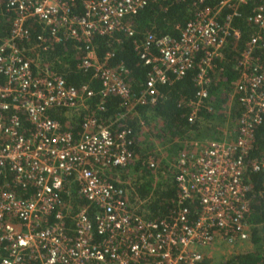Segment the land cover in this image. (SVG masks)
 Instances as JSON below:
<instances>
[{
	"label": "built area",
	"instance_id": "obj_1",
	"mask_svg": "<svg viewBox=\"0 0 264 264\" xmlns=\"http://www.w3.org/2000/svg\"><path fill=\"white\" fill-rule=\"evenodd\" d=\"M148 1L5 0L10 22L0 37V264H217L203 262L205 248L250 238L244 157L264 113V0L196 6L177 38L149 31L133 38L150 69L143 87L132 92L125 66L108 64V51L98 59L91 36L133 35L125 16ZM248 2L253 7L244 19L251 32L229 92L238 107L231 138L211 137L194 147L187 135L176 140L181 148L173 154L152 135L169 159L159 168L151 146L138 140L134 148L132 128L114 121L132 115L143 127L138 107L155 102L156 83L192 65L195 92L186 100V120L196 124L202 109L213 111L209 71L226 39L238 35L233 18ZM224 7L229 10L221 12ZM28 20L40 26L34 40ZM44 30L52 41L82 45L76 67L98 80L96 90L67 84L43 59ZM110 94L118 96L114 118L103 115ZM50 109H62L65 123L79 128H63ZM250 166L264 172V159L252 158ZM147 178L150 191L140 195L138 185ZM160 182L174 183V203L165 215L152 216L148 202Z\"/></svg>",
	"mask_w": 264,
	"mask_h": 264
},
{
	"label": "trees",
	"instance_id": "obj_2",
	"mask_svg": "<svg viewBox=\"0 0 264 264\" xmlns=\"http://www.w3.org/2000/svg\"><path fill=\"white\" fill-rule=\"evenodd\" d=\"M218 0H151L133 14L125 16V21L133 28V35L127 36L123 32H115L113 36L94 34L91 42L98 59H102L106 51L111 55L108 57V64L125 66L127 72L124 80L132 92H137L144 85L150 65L145 63L137 55L133 38L142 37L145 32H153L156 35L167 34L171 38H177L179 29L183 23L192 15L198 7H213ZM5 0H0V37L8 32L10 14L5 11ZM253 7V2L243 3L237 7L238 15L234 16L233 24L238 28V35L228 37L221 48L219 56L213 59V66L209 71V82L207 84V96L213 111H200L203 118H216L228 116L233 121L238 113L237 105L232 102L229 105V92L232 81L236 79L238 70L235 64L239 58L241 49L244 46L251 27L246 23L244 15ZM77 11L80 4L76 2ZM229 9L224 7L221 12ZM29 38L34 40L40 30L39 24L34 20L27 21ZM46 35V30H44ZM47 36V35H46ZM47 48L43 50L42 56L48 61L52 68L58 72L67 84L80 87L87 84L93 90L98 87V80L90 77V71L81 70L76 67L77 61L84 53L82 45L71 39L55 42L47 36ZM195 67L192 65L180 77L172 78L164 83H156L158 96L154 103H148L138 107L140 116L146 120L147 116L155 118L158 127L152 133L154 138L167 147V150L175 154L181 144L176 140L183 139L194 129L196 124L186 120V100L194 97L195 85L193 74ZM92 96L90 100H94ZM118 96L110 94L103 102L104 116L114 118L117 111ZM229 103V104H228ZM146 113H148L146 115ZM49 114L56 119L63 128L76 131L79 124L72 122L65 123V115L62 109H50ZM129 126L132 128L134 148L141 137L137 120L132 115H125L114 121V126ZM252 158L264 159V113L261 120L254 125L252 132L251 146L244 157V178L247 182V195L249 197L247 220L250 223V240L255 243L256 250L233 253L217 264H264V172L251 169ZM151 180L145 179L138 185V193L146 195L150 191ZM175 196V185L173 182H160L152 191L151 199L148 202L150 215L159 216L168 213L172 207ZM81 201V199H77ZM206 263V260H203Z\"/></svg>",
	"mask_w": 264,
	"mask_h": 264
},
{
	"label": "rangeland",
	"instance_id": "obj_3",
	"mask_svg": "<svg viewBox=\"0 0 264 264\" xmlns=\"http://www.w3.org/2000/svg\"><path fill=\"white\" fill-rule=\"evenodd\" d=\"M229 105L232 106V103ZM144 121V126L140 128L141 137L144 138H139L138 140L140 143L142 142L141 144L148 147L151 146L149 150L156 154L158 167L163 168L164 162L167 163L169 159L164 155L165 151L162 148L163 146L156 143L151 137L157 126V121L155 118H148ZM233 126L234 121L228 120V116L222 117V119H216L214 117H201L199 121L196 122L195 128L188 134V140H192L190 146L196 147L211 137L231 138L233 134ZM130 169L134 170L133 167ZM135 169L138 172L144 173L141 167H135ZM137 177H139V175ZM256 249L257 247L255 246V243H252L249 238L248 241H240L233 244H223L221 242H217L213 246L205 248L202 252L204 253L203 255L207 262L218 263L233 253L246 252Z\"/></svg>",
	"mask_w": 264,
	"mask_h": 264
},
{
	"label": "crops",
	"instance_id": "obj_4",
	"mask_svg": "<svg viewBox=\"0 0 264 264\" xmlns=\"http://www.w3.org/2000/svg\"><path fill=\"white\" fill-rule=\"evenodd\" d=\"M74 123H77V121H75ZM73 124V123H72Z\"/></svg>",
	"mask_w": 264,
	"mask_h": 264
}]
</instances>
